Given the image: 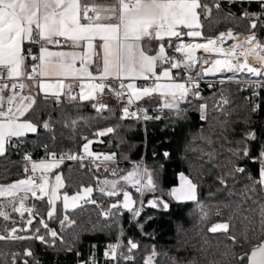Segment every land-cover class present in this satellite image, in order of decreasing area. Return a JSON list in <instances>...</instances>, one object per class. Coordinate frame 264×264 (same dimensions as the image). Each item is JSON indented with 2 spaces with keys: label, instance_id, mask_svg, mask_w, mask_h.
<instances>
[{
  "label": "snow or ice",
  "instance_id": "6c2138e0",
  "mask_svg": "<svg viewBox=\"0 0 264 264\" xmlns=\"http://www.w3.org/2000/svg\"><path fill=\"white\" fill-rule=\"evenodd\" d=\"M253 4L259 11L249 10ZM225 5L239 6L240 15L226 11ZM214 12L223 14L224 19L247 21L246 33L228 29L215 37L206 36L203 21L213 17ZM261 29H264V0H0V157L6 158L10 149H21L24 161L21 178L0 184V242L32 241L53 252L75 254L79 258L82 254L78 245L84 234L115 231V242L106 244L103 251L106 264H136L141 245L126 236L122 217L128 214L130 223L142 235L155 239L145 231L146 224L154 219L152 215H144L146 209L168 213L170 201L194 202L200 208L199 223L213 234L217 245L223 244V250H218L224 264H264V202L255 198L257 193H264V140L251 127L252 115L264 111V39L257 35ZM240 35H244V40L237 43ZM228 40L233 41L229 45L231 51L224 47ZM31 45L37 46L36 51ZM198 51L204 55L197 56ZM218 73L231 75L208 82L210 89L216 83L233 82L240 91L249 92L244 97L252 114L246 119L249 127L237 141L238 146L227 149L230 155L223 160L217 155L211 134L201 132L193 138L188 150L199 152L201 160L206 156L216 168L231 166L230 171L217 173L215 177L217 191H223L226 197L216 203L232 210L227 219H223L221 207L212 213L200 204L198 188L202 173L196 180L179 173V187L163 193L159 182L163 164L149 168L140 161L133 163L131 170L121 169L117 153L92 150L93 143L103 140L95 141L85 135L76 151L62 152L41 142L39 147L45 156L39 161L33 160L32 152L24 147L28 136L39 139L41 130L55 142L56 123L75 130L82 121L91 124L107 119L103 112L108 111V106L101 99L106 90L124 104L120 120H160L161 115L151 116L139 106L143 98L158 94L161 105L157 111L168 109L176 120L187 118L185 105H195L201 121L211 125L215 120L226 125L227 120L219 119L230 114L231 100L223 95L225 89L221 87L219 97H213L211 105L201 93V82ZM41 94L45 101L51 100L57 106L71 104L78 114L62 112L56 121L50 115L48 119L33 120L30 114ZM84 101L93 102L95 117L79 114L80 103ZM117 127L97 128L93 135L109 136ZM226 132L227 129L220 135L226 138ZM197 139L200 145L195 144ZM157 155L153 153L154 158ZM162 156L170 159L167 151ZM241 160L259 165L258 178L247 174L251 183L237 193L235 183L240 174H246L245 166L238 163ZM65 161L76 162L80 169L87 168L95 183H81L74 194L61 193L69 185L63 171L55 170ZM101 168L106 174L103 177L95 175ZM94 193L108 198L107 203L95 198ZM236 195L239 201L227 199ZM147 196L150 198L145 200ZM248 200L257 207L244 208ZM89 205L94 206L92 210L97 211L99 218L82 227L76 216ZM245 212L255 216L244 215ZM213 214L221 219L210 222ZM237 214L246 221L240 235L234 222ZM176 230L180 233L182 225L178 223ZM202 241L209 244L210 238L205 234ZM91 247L96 249L97 245ZM159 256L153 244L145 248L142 264H159ZM168 262L183 264L175 256L168 257ZM0 264H41V261L32 247H24L23 251L0 250ZM76 264H99V261L93 252ZM188 264L196 261L190 260Z\"/></svg>",
  "mask_w": 264,
  "mask_h": 264
},
{
  "label": "trees",
  "instance_id": "16d2710c",
  "mask_svg": "<svg viewBox=\"0 0 264 264\" xmlns=\"http://www.w3.org/2000/svg\"><path fill=\"white\" fill-rule=\"evenodd\" d=\"M225 10H230L238 17L240 15V7L237 5H225ZM250 11H259L258 6L253 4L249 7ZM247 21L234 18L231 23H222L215 27L213 31L207 32L206 36L215 37L220 32H225L228 29H232L237 33H246ZM260 39H264V29L257 32ZM198 42V41H195ZM202 42V41H201ZM29 45H26L28 47ZM174 55L180 57L178 53L174 52ZM30 63V62H29ZM225 89L223 95L227 96L231 100V104L228 106L230 114L228 116H220L221 121L227 120L228 124H220L217 121H212L210 125L208 122L201 121L199 119V112L195 110V105H185L188 108L187 118L182 120L174 119L169 111L164 113L152 114L151 116L161 115L160 120H149L143 124L136 120H120L121 110L119 109L113 113H104L107 119L94 120L91 124L81 122L77 129L70 130L62 126L61 123L55 124V142L51 141L50 134L43 133L41 130V137L29 135L28 143L24 146L32 152L33 157L36 159L41 158L44 155L43 148L39 147L41 142H47L51 147H54L57 151H76L79 145L82 143V136H89L91 139H98L93 135L97 128H103L107 126L117 125L116 132L109 136L102 137L103 143H96L93 145V149L96 152H108L117 153V157L124 161L119 164L121 169H128L133 162L145 159V165L149 168H158L160 164L164 167L159 169V182L163 193H167L172 187L178 185V174L183 172L189 175L190 178L196 180L198 174L202 173L200 178V187L198 188V200L206 210L214 213L218 207L224 212L223 219H227L231 209H223L222 206L216 202L222 199H226L223 191H217L218 182L215 180L217 173H224L231 170V166L228 168H216L212 162H208V158L205 156L203 160L199 159V152L189 151L190 145L193 143V138L203 132L205 134H211L213 141H215V148L217 150L218 157L223 160L228 157L230 153L228 148L237 147V141L241 140L245 131L248 129L246 119L252 115L249 112V101L244 97L249 95L248 91H240L239 86L236 83H226L223 85H216L213 89L205 88L201 93L207 98L209 105L213 103V97L218 98L220 95V89ZM35 94L36 91L32 90ZM262 99H264V93H262ZM93 102H82L79 106V114L85 117H95L97 113L91 107ZM197 104L199 101L196 102ZM156 107H150L151 109ZM71 113L73 116L78 114L77 109L71 104L65 102L61 106H57L51 100L45 101L42 96L38 98V104L31 113L33 120L48 119L49 115L54 121L59 120L61 113ZM212 115H219L213 113ZM211 118V117H210ZM251 127L258 130V135L261 140H264V111H260L258 114L252 115ZM227 129L226 138L221 136L220 133ZM196 145H200L201 141L195 140ZM239 147H243L240 144ZM167 151L170 153V159L165 160L162 153ZM153 153H158L155 158ZM255 154V150L254 153ZM127 157V159H125ZM238 163L242 164L246 168V174H240L237 182L235 183V190L237 193L243 190L245 185L251 183L248 180L247 174H251L253 177L258 178L259 165L251 161L241 160ZM22 150L10 149L7 153V157L0 158V184H7L11 181L17 180L23 175ZM71 169V171H69ZM58 171H63L66 183L69 185L64 188L61 193L67 191L69 194H74L79 188L80 184L84 185L94 184L95 180L93 173L88 170H80L78 167L68 168L61 167ZM103 177L106 175L104 172L95 173ZM134 191V190H133ZM215 193V195H210ZM162 194V193H158ZM95 198L107 203L108 198L93 194ZM150 196L145 197V200ZM166 200L169 199L167 195L164 196ZM256 199L264 202V193H257ZM227 199L239 201V195L229 197ZM38 206L43 208L44 206L40 202H36ZM256 205L252 204L251 200H248L244 205V208H255ZM94 206L89 205L87 210L79 211V215L76 219L81 223V226H85L89 221H96L98 217L97 211L92 210ZM170 212L163 213L156 209H146L144 215H152L154 219L146 224L145 231L150 236H155V239L145 237L137 228L130 223V217L125 214L122 217V223L126 230V236L132 237L140 242L141 250L137 254L136 264H142L145 248H150L155 244L157 251L160 252L158 257L159 264H169L168 257L175 256L180 259L183 264H188V261L195 260L196 264H210L211 261H221L219 250H223V244L217 245L216 239L213 238V234L207 233L206 227L199 223L200 208L197 203H177L170 201ZM244 215L255 216V213L245 212ZM221 217H211L210 222L220 220ZM237 234L243 231L246 221H243V217L237 214L235 219ZM181 224L183 230L177 233L176 225ZM203 228V232H201ZM207 235L210 238L209 244H204L202 236ZM223 239V237H221ZM116 233L113 231L108 233H96V234H84L81 237V243L78 245L81 256L78 258L75 254H67L63 252H53L51 249H45L39 244H35L32 241L17 242L16 244H10L7 242H0V250H18L23 251L24 247H32L36 258L41 261V264H76L78 259L86 260L95 252L96 259L99 264H102L103 251L107 243L115 242ZM230 243L228 241H224ZM96 244L97 248L92 249L91 245ZM183 245V247H181ZM245 250L248 245H245ZM203 248L204 251L199 249ZM178 249H180L178 251ZM219 249V250H218ZM167 253V256L164 255Z\"/></svg>",
  "mask_w": 264,
  "mask_h": 264
},
{
  "label": "crops",
  "instance_id": "0c3cea01",
  "mask_svg": "<svg viewBox=\"0 0 264 264\" xmlns=\"http://www.w3.org/2000/svg\"><path fill=\"white\" fill-rule=\"evenodd\" d=\"M231 20L234 21V18H232ZM227 22L231 23L230 19H224L223 14H217L214 12L213 17L209 18L208 20L203 21V23H204L203 32L206 35L207 32L213 31V29L215 27H217L218 25H220L222 23H227ZM197 41L201 42L199 40H197ZM169 51L171 52V50H169ZM172 54L174 55V52H172ZM142 82H144V81H137L136 83L142 84ZM113 83H116V82L114 81ZM32 90L36 91L35 88H33ZM77 91H78V89H77ZM41 96H42V94H41ZM101 99H102V102L108 106V111H104L103 114L116 112L117 110L122 109L124 106L123 102L120 99H118L114 93L108 92L107 90H106L105 94L101 97ZM84 102H89V101H84ZM160 104H161V98L158 96V94L153 95L152 97L143 98L141 101H139V105H141L145 108H150V107H153L155 105L158 106ZM99 140H102V137H98V139H96L95 141H99ZM96 143H99V142H95V143H93V145ZM93 145L91 146L92 150H94ZM0 158H2V157H0ZM58 170L59 169H56L55 171H58ZM179 183L180 182H179V176H178V186H176V187H179Z\"/></svg>",
  "mask_w": 264,
  "mask_h": 264
},
{
  "label": "built area",
  "instance_id": "2783aa9c",
  "mask_svg": "<svg viewBox=\"0 0 264 264\" xmlns=\"http://www.w3.org/2000/svg\"><path fill=\"white\" fill-rule=\"evenodd\" d=\"M29 46H30V45H29ZM29 46H28V47H29ZM31 47L33 48V51H36L37 46L31 45ZM202 55H204V54H203V53H200L199 56H202ZM219 74H220V75H218V76H216V77H208V78H205V80H203V81L201 82V92H202L205 88H209V87H208V82L217 81V80L220 79L221 77H224L223 75H227V74H230V73H219ZM221 75H222V76H221ZM29 83H31V82H29ZM116 83H117V82H116ZM146 83H148V82H145V81L142 82V84H146ZM225 83H227V82H225ZM216 85H220V84H219V83H216ZM216 85H215V86H216ZM209 89H210V88H209ZM211 89H213V88H211ZM160 105H161V104H160ZM160 105H158V106L152 108V109H151V113L149 112L150 109H149V108H146L147 111H148V114H149V115H152V114L164 113V112H166V111H169L168 109H162L161 111H157V109H158V107H159ZM136 106H137V105L134 104V105H133V108H135ZM139 106H140V107H143V106H141V105H139ZM143 108H145V107H143ZM128 120L133 121L134 119H128ZM140 122L143 124V127H145V122H146V121L141 120ZM102 153H108V152H102ZM44 156H45V153H44V155H43L41 158L36 159V158L33 157V155H32L33 160H37V161L43 159ZM117 158H118V157H117ZM22 161H23V160H22ZM118 161H119V164L124 163V161H122V160L119 159V158H118ZM140 161H143L144 164H145V159H144V158H143L142 160H140ZM140 161H136V162H140ZM23 162H24V161H23ZM85 163H87V161H85ZM133 163H135V162H133ZM132 165H133V164H132ZM132 165H131L128 169H126V170H131ZM90 166H91V165H90ZM61 167H68V168L78 167V168H79V166L77 165V163H76V162H73V161H65V163L62 164ZM79 169H80V168H79ZM80 170H88V169L85 168V169H80ZM100 172H103V169H102V168H101ZM37 175H39V173H37ZM107 244H108V243H107ZM102 264H106V260H105L104 256H103V259H102ZM108 264H110V262H108Z\"/></svg>",
  "mask_w": 264,
  "mask_h": 264
},
{
  "label": "bare ground",
  "instance_id": "6f19581e",
  "mask_svg": "<svg viewBox=\"0 0 264 264\" xmlns=\"http://www.w3.org/2000/svg\"><path fill=\"white\" fill-rule=\"evenodd\" d=\"M226 32V31H225ZM234 32V31H233ZM237 33V32H236ZM244 40V35H240L239 36V39L236 41L237 43H239V42H241V41H243ZM231 43H233V41H231V40H228L226 43H225V45H224V47H225V49L227 50V51H231V48L229 47V45L231 44ZM200 53L201 52H197L196 53V55L197 56H199L200 55ZM252 61H250V63H251ZM217 75H220L219 73L217 74ZM222 76V75H221Z\"/></svg>",
  "mask_w": 264,
  "mask_h": 264
},
{
  "label": "rangeland",
  "instance_id": "374dc122",
  "mask_svg": "<svg viewBox=\"0 0 264 264\" xmlns=\"http://www.w3.org/2000/svg\"><path fill=\"white\" fill-rule=\"evenodd\" d=\"M230 21L232 22L233 20L230 19ZM229 75H231V74H227V75H223V76H229ZM227 83H231V82H227ZM224 84H226V83H224ZM177 186H178V185H177ZM175 187H176V186H175ZM62 189H63V188H62ZM62 189H61V190H62Z\"/></svg>",
  "mask_w": 264,
  "mask_h": 264
},
{
  "label": "water",
  "instance_id": "95a60500",
  "mask_svg": "<svg viewBox=\"0 0 264 264\" xmlns=\"http://www.w3.org/2000/svg\"><path fill=\"white\" fill-rule=\"evenodd\" d=\"M218 76V75H217Z\"/></svg>",
  "mask_w": 264,
  "mask_h": 264
}]
</instances>
